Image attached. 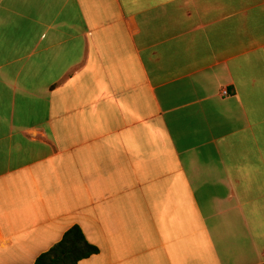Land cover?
I'll use <instances>...</instances> for the list:
<instances>
[{"label":"crops","instance_id":"crops-1","mask_svg":"<svg viewBox=\"0 0 264 264\" xmlns=\"http://www.w3.org/2000/svg\"><path fill=\"white\" fill-rule=\"evenodd\" d=\"M73 225L79 264H264V0H0V264Z\"/></svg>","mask_w":264,"mask_h":264},{"label":"trees","instance_id":"trees-1","mask_svg":"<svg viewBox=\"0 0 264 264\" xmlns=\"http://www.w3.org/2000/svg\"><path fill=\"white\" fill-rule=\"evenodd\" d=\"M100 250L90 243L79 225L66 230L49 250L41 253L33 264H79Z\"/></svg>","mask_w":264,"mask_h":264}]
</instances>
